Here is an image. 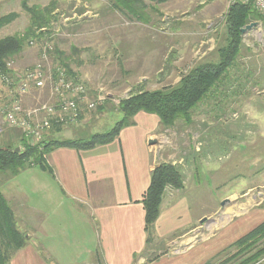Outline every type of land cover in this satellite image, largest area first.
Here are the masks:
<instances>
[{
	"label": "rangeland",
	"instance_id": "1",
	"mask_svg": "<svg viewBox=\"0 0 264 264\" xmlns=\"http://www.w3.org/2000/svg\"><path fill=\"white\" fill-rule=\"evenodd\" d=\"M170 1L166 6L137 3L141 16H125L113 8V0H0V16L18 15L0 30V38L25 34L30 15L24 3L54 10L47 33L30 39L8 63L13 81L38 64L49 72L66 71L59 57L68 56L76 81L86 86L89 99L97 100V107L85 111L76 125L55 128L44 140H89L111 131L123 119L121 101L145 91L176 87L196 66L220 61L219 51L227 45L225 16L233 0ZM191 1L195 3L188 9H174ZM253 22L258 25L242 34L240 54L228 70L232 82L221 80L189 119L178 118L169 128L161 124L154 146L171 152L163 164L177 162L183 177L182 189L168 187L164 195L166 200L182 202L173 204L169 218L153 229L145 262L139 264H231L238 252L234 243L264 221V188L255 186L259 177L254 176L264 169L255 146L264 130V21ZM49 46L52 49L44 55L43 48ZM168 47L172 48L169 55ZM0 84L2 108L9 105L13 95L9 89H13ZM47 98L48 90H33L23 97V104L34 106ZM62 130L67 132L56 134ZM22 137V130L9 127L0 115V146L21 148ZM248 162L258 170L251 176L244 169ZM24 172L12 179L0 174V191L18 229ZM192 226L198 229L176 241ZM200 252L201 259L196 258Z\"/></svg>",
	"mask_w": 264,
	"mask_h": 264
},
{
	"label": "crops",
	"instance_id": "2",
	"mask_svg": "<svg viewBox=\"0 0 264 264\" xmlns=\"http://www.w3.org/2000/svg\"><path fill=\"white\" fill-rule=\"evenodd\" d=\"M193 3L195 1L178 3L174 9H188ZM171 49L168 47V55L172 53ZM225 80L228 84L232 82L228 76ZM1 89L4 88L0 84ZM160 128L156 115L139 112L132 125L123 128L109 144L86 150L53 149L46 156L53 175L38 167L25 170L24 185L19 186L23 190L20 194L23 201H18L16 210L20 214L19 230L27 235V243L12 255L8 264L145 262L149 237L145 230L142 199L150 186L153 171L168 162L165 157H172L170 151L160 152L152 143L158 138ZM66 132L62 130L56 134ZM255 146L258 149L256 157L261 162L264 160V130ZM248 164L244 169L251 176L252 171L258 170L251 168V162ZM254 176L259 177L255 186L264 188V169ZM178 200L172 197L166 200L164 195L154 229L169 218L175 208L173 204H181ZM197 229L192 226L176 241L185 239L188 233ZM201 254L196 258L201 259Z\"/></svg>",
	"mask_w": 264,
	"mask_h": 264
},
{
	"label": "trees",
	"instance_id": "3",
	"mask_svg": "<svg viewBox=\"0 0 264 264\" xmlns=\"http://www.w3.org/2000/svg\"><path fill=\"white\" fill-rule=\"evenodd\" d=\"M145 1L163 4L170 0H113V8L125 16H141V10L136 5L140 3L145 6ZM23 6L29 12L30 26L23 35L0 38V77L13 76L8 63L23 51L30 39H41L53 21V7H28L26 3ZM17 17L16 13L0 16V30ZM253 21H264V17L255 9L252 2L232 4L225 16L227 45L220 49L221 58L218 63L196 66L176 87L153 92L145 91L121 101L120 112L123 114V119L111 131L96 134L89 140L54 139L51 142L44 140L40 145H28L22 137L21 150L18 152L17 147L0 146V174H8L12 179L24 170L38 167L53 175L46 160V156L53 149L66 147L86 150L97 145L109 144L118 137L123 128L132 125V118L139 112L156 115L166 128L173 126L178 118L189 119L191 111L228 75L229 68L235 63L241 51V30ZM59 59L67 75L76 79V74L67 64L69 57L61 56ZM168 187L182 189L183 177L175 166L161 164L153 171L150 186L142 199L145 209V230L149 241ZM26 243V235L17 228L13 211L0 191V264H8L12 255L22 249ZM232 247L237 248L238 252L233 256V261H230L231 264H255L263 259L264 221L237 240Z\"/></svg>",
	"mask_w": 264,
	"mask_h": 264
},
{
	"label": "built area",
	"instance_id": "4",
	"mask_svg": "<svg viewBox=\"0 0 264 264\" xmlns=\"http://www.w3.org/2000/svg\"><path fill=\"white\" fill-rule=\"evenodd\" d=\"M253 3L255 9L264 17V0H233L232 4ZM35 45V41L30 42ZM44 49V55L52 47ZM10 67V64H8ZM4 86L10 87L12 99L8 106L0 108V115L4 117L8 126L21 129L28 145H40L53 129L76 125L85 111H92L97 107V100L88 98L86 86L70 78L62 68L47 71L42 64H38L34 71L28 72L18 82L13 76H1ZM33 90H48V98L34 106L23 104V97ZM255 264H264V258Z\"/></svg>",
	"mask_w": 264,
	"mask_h": 264
},
{
	"label": "water",
	"instance_id": "5",
	"mask_svg": "<svg viewBox=\"0 0 264 264\" xmlns=\"http://www.w3.org/2000/svg\"><path fill=\"white\" fill-rule=\"evenodd\" d=\"M258 25L257 22H253V23H250L248 24L247 26H245L241 31H242V34H245L248 30L256 27ZM152 143H155V142H152ZM16 151H20V148H17Z\"/></svg>",
	"mask_w": 264,
	"mask_h": 264
}]
</instances>
